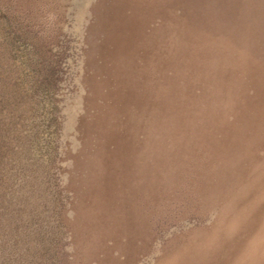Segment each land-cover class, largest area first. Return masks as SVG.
<instances>
[{
  "label": "rangeland",
  "instance_id": "1",
  "mask_svg": "<svg viewBox=\"0 0 264 264\" xmlns=\"http://www.w3.org/2000/svg\"><path fill=\"white\" fill-rule=\"evenodd\" d=\"M66 1L43 13L72 71L57 251L68 264H264V0H71L63 14Z\"/></svg>",
  "mask_w": 264,
  "mask_h": 264
},
{
  "label": "trees",
  "instance_id": "2",
  "mask_svg": "<svg viewBox=\"0 0 264 264\" xmlns=\"http://www.w3.org/2000/svg\"><path fill=\"white\" fill-rule=\"evenodd\" d=\"M49 1L0 0V264H68L54 240L64 232L52 229L59 204L52 175L58 93L72 71L70 47L43 32ZM71 8L67 0L62 13Z\"/></svg>",
  "mask_w": 264,
  "mask_h": 264
}]
</instances>
